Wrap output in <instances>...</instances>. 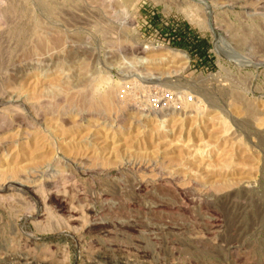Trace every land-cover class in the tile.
<instances>
[{
	"label": "rangeland",
	"instance_id": "374dc122",
	"mask_svg": "<svg viewBox=\"0 0 264 264\" xmlns=\"http://www.w3.org/2000/svg\"><path fill=\"white\" fill-rule=\"evenodd\" d=\"M0 264H264V0H0Z\"/></svg>",
	"mask_w": 264,
	"mask_h": 264
},
{
	"label": "bare ground",
	"instance_id": "6f19581e",
	"mask_svg": "<svg viewBox=\"0 0 264 264\" xmlns=\"http://www.w3.org/2000/svg\"><path fill=\"white\" fill-rule=\"evenodd\" d=\"M177 53H175L174 55H175V57H177L178 56V54L176 55ZM184 57V56H183ZM109 93V92H108ZM107 95V94H106ZM108 96V95H107ZM103 99H105V98H103ZM210 118V117H209ZM211 119V118H210ZM211 120H213V119H211ZM210 120V121H211ZM218 122H219V120H218ZM210 123H212V122H210ZM215 125H216V123H215ZM17 184H19V183H17ZM15 185V184H14ZM13 185V187H15ZM138 185V184H137ZM17 186H20V185H17ZM16 186V187H17ZM32 186V185H31ZM144 186V185H143ZM248 186V185H247ZM4 187V186H3ZM18 188V187H17ZM30 188V187H29ZM140 188V187H139ZM138 189V188H137ZM247 189V188H246ZM34 191V190H33ZM38 192H40V191H38ZM37 193V192H36ZM52 194V193H51ZM185 197V196H184ZM62 198V197H61ZM61 198H59L57 195H49L48 196V201L55 207V208H57L58 210H60V211H66V209H67V207H66V203L64 202V200H62ZM214 198V197H213ZM73 217V216H72ZM72 222V221H71ZM134 263V262H133Z\"/></svg>",
	"mask_w": 264,
	"mask_h": 264
}]
</instances>
